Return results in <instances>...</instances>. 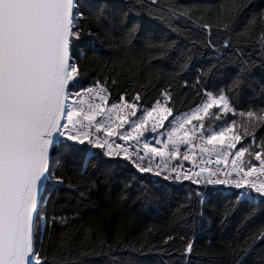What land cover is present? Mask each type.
<instances>
[{"label":"snow or ice","instance_id":"6c2138e0","mask_svg":"<svg viewBox=\"0 0 264 264\" xmlns=\"http://www.w3.org/2000/svg\"><path fill=\"white\" fill-rule=\"evenodd\" d=\"M137 3H146L149 15L162 11L158 0ZM245 6L241 0H221L215 19L217 30L228 35L222 47L240 61L239 74L227 89L215 92L201 84L202 76L190 86L185 81L183 87L196 91L200 102L187 111H174L170 87L148 103L140 91H124L111 100L108 82L116 85L120 72L85 83L88 54H98L112 29H119L118 48L129 57L128 46L137 39L139 25L129 20L128 10H117L107 0H0V264H83V257L93 254L76 252L70 247L71 235L63 231L50 255L43 250L49 229L69 222L66 216L49 217L46 207L54 193L76 190L79 198L85 197L94 185L84 190L80 185L93 161L103 158H119L138 173L164 181L223 185L236 190L231 193L236 205H247L251 214L264 210V139L255 136V129L264 125V108H237L232 99L250 70L242 38L246 43L248 33L258 30L264 55V10L253 13L243 32L231 39V25ZM165 7L168 16L201 28L214 47L213 24L200 23L202 15L194 19L191 9H178L173 0H166ZM165 47L172 45L149 38L141 51L163 52ZM115 55L114 64L129 73L138 67L137 59ZM206 120L221 123L206 125ZM178 158L192 167L173 164ZM89 204L78 199L73 219ZM258 237L264 239V230ZM192 251L189 241L185 254ZM237 264H243V256Z\"/></svg>","mask_w":264,"mask_h":264},{"label":"trees","instance_id":"16d2710c","mask_svg":"<svg viewBox=\"0 0 264 264\" xmlns=\"http://www.w3.org/2000/svg\"><path fill=\"white\" fill-rule=\"evenodd\" d=\"M107 2L117 10H128L129 20L139 25L137 39L128 46L129 57L125 58L118 48L121 37L118 28L112 29L110 39H104L96 56L88 54L90 67L86 84L120 72L116 85H112L111 79L108 82L111 100H116L124 91L129 95L140 91L151 103L164 88L170 87L174 111H187L200 102V97L191 87H183L185 81L190 86L202 76L201 84L215 92L219 88L227 89L239 74V59L221 45L228 35L215 26L221 0H173L178 9H191L194 19L202 15L200 23L213 24L214 47L209 46L206 33L191 21L168 16L166 0H158L162 11L155 15H149L147 4L142 6L137 0ZM241 2L246 6L231 25L232 41L237 39V33L243 32L253 13L264 10V0ZM90 26L94 27V21ZM130 26L131 23L126 25ZM258 36V30L251 31L247 42L242 38L240 44L250 70L244 73L243 86L232 97L237 108H264V55H261ZM149 38L155 44L172 47H165L163 52L141 51L142 42ZM117 52L120 60L137 59L138 67L129 73L115 65ZM255 136L258 140L264 139V125L255 129ZM93 164L80 185L81 190L94 185L85 197L79 198L76 190H66L58 196L54 193L47 204L49 217H69L67 224L52 226L45 235L43 250L49 255L63 231L71 235L70 247L76 252L94 250L91 256L83 257V264H237L241 256L243 264H264V239L258 237L264 230V210L251 214L247 205H236L231 195L235 189L220 185L205 192L202 185L140 174L119 158H103ZM78 199H86L90 204L73 219ZM169 236L174 238L165 243ZM189 241L193 242V251L185 254Z\"/></svg>","mask_w":264,"mask_h":264},{"label":"rangeland","instance_id":"374dc122","mask_svg":"<svg viewBox=\"0 0 264 264\" xmlns=\"http://www.w3.org/2000/svg\"><path fill=\"white\" fill-rule=\"evenodd\" d=\"M219 123H221V122H219V121H207V120H206V125H208V124H217V125H218ZM256 137H257V136H256ZM257 141H259L258 138H257ZM244 143L247 144L248 141H244ZM239 146H240V145H238L237 147H239ZM205 186H210V185H205Z\"/></svg>","mask_w":264,"mask_h":264},{"label":"built area","instance_id":"2783aa9c","mask_svg":"<svg viewBox=\"0 0 264 264\" xmlns=\"http://www.w3.org/2000/svg\"><path fill=\"white\" fill-rule=\"evenodd\" d=\"M173 164L177 163L175 161H172ZM184 168L185 169H188V168H191L192 167V164H183ZM198 170V169H197Z\"/></svg>","mask_w":264,"mask_h":264}]
</instances>
